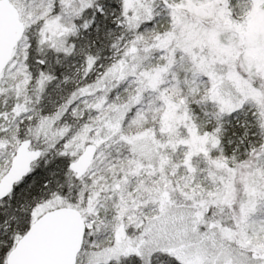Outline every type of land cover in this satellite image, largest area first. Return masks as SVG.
Masks as SVG:
<instances>
[{
  "label": "snow or ice",
  "instance_id": "6c2138e0",
  "mask_svg": "<svg viewBox=\"0 0 264 264\" xmlns=\"http://www.w3.org/2000/svg\"><path fill=\"white\" fill-rule=\"evenodd\" d=\"M0 264H264V0H0Z\"/></svg>",
  "mask_w": 264,
  "mask_h": 264
}]
</instances>
